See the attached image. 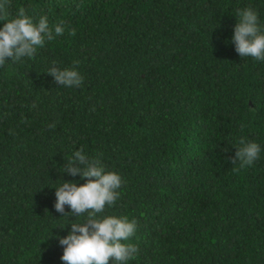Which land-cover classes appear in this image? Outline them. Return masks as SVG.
I'll return each instance as SVG.
<instances>
[{"label":"trees","instance_id":"obj_1","mask_svg":"<svg viewBox=\"0 0 264 264\" xmlns=\"http://www.w3.org/2000/svg\"><path fill=\"white\" fill-rule=\"evenodd\" d=\"M249 7L264 26V0H10L6 19L66 28L0 66V264H65L59 238L85 217L55 192L87 182L63 172L77 150L122 177L98 215L137 221L127 264H264V61L232 41ZM241 138L261 152L233 171Z\"/></svg>","mask_w":264,"mask_h":264},{"label":"clouds","instance_id":"obj_2","mask_svg":"<svg viewBox=\"0 0 264 264\" xmlns=\"http://www.w3.org/2000/svg\"><path fill=\"white\" fill-rule=\"evenodd\" d=\"M9 6L10 0H0V20L5 21L0 28V66L9 59H34L37 48L43 47L46 40H54L65 32L63 21L50 26L48 18L41 16L38 23H34L23 8L18 10L15 18L6 19ZM237 15L239 19L232 36L236 52L243 58L264 61V26L259 23L258 13L249 7L238 10ZM75 32L74 28L69 29L70 35ZM47 72L59 86L80 87L84 80L75 67L61 69L53 66ZM235 146V155L229 159L233 165L239 162V167L233 171L252 166L261 152L258 143L246 142L244 138L239 140V146ZM63 172L72 176L80 174L87 178V182L78 186L75 182L64 181L56 188V211L65 216L68 214L65 212L67 205L71 216L85 217L83 222L71 223L68 235L59 238L64 249L61 260L65 264H127L136 258L138 246L128 241L137 230V221L129 220L127 216L98 215L119 199L118 189L123 183L121 175L107 171L99 155L89 158L82 150L73 153Z\"/></svg>","mask_w":264,"mask_h":264}]
</instances>
